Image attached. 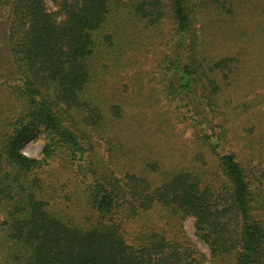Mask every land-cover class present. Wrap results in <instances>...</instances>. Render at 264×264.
<instances>
[{"label":"trees","instance_id":"trees-1","mask_svg":"<svg viewBox=\"0 0 264 264\" xmlns=\"http://www.w3.org/2000/svg\"><path fill=\"white\" fill-rule=\"evenodd\" d=\"M57 7L0 0V264H264V183L200 127L264 121V0ZM155 208L194 217L209 258L183 227L125 226Z\"/></svg>","mask_w":264,"mask_h":264},{"label":"rangeland","instance_id":"rangeland-1","mask_svg":"<svg viewBox=\"0 0 264 264\" xmlns=\"http://www.w3.org/2000/svg\"><path fill=\"white\" fill-rule=\"evenodd\" d=\"M57 1L60 0H45V4L48 10L50 11H58ZM2 11L0 15H2ZM0 16V45L2 44V39L4 35V23L1 20ZM170 20L167 18L163 21V31L167 33V37H171V29H170ZM163 49L162 46H157L155 50L157 52ZM1 66V64H0ZM256 93H260L261 97H259L256 105L249 110H260L264 111V89H256L255 92L248 95V98H254L255 96L258 98ZM260 101V102H259ZM180 104H185L186 101H179ZM194 101L191 99V96L187 98V106H182L180 110L182 111V115L189 116L193 113L194 110ZM247 112L246 109H238L234 110L231 108L226 109L223 115L215 118L216 121L220 124V127L215 125H210L208 128L204 123L200 124V127L209 133H211L212 139H219L220 147L217 150L224 151H233L236 154V158L240 161L246 163L251 167V174H249V179L252 185V188L256 191L263 189L262 183H264V121L262 120L261 124L258 121L254 127L249 128L248 124H246ZM177 128L183 132V136L187 139L191 138V132H193V126L188 121L178 122ZM211 128V130H209ZM258 132V134H254ZM257 135L262 136L261 139L257 138ZM45 134L41 133L35 139H31L26 142L22 146V151L29 156H40L41 148L43 144V138ZM256 137V138H254ZM247 139H253L254 142L249 141ZM222 148V149H221ZM100 152H103L102 148H99ZM208 178H211V175L207 174ZM173 223V222H172ZM169 221L167 214L162 211L160 208H155L153 210L148 211L141 217H137L135 219H129L125 226L128 228L130 232H136L141 229V227H179L178 223L172 224ZM181 226L184 229L186 236L191 240L192 245L202 252L207 258H209V248L207 243L196 234L195 229V218L192 216H186L181 221Z\"/></svg>","mask_w":264,"mask_h":264}]
</instances>
